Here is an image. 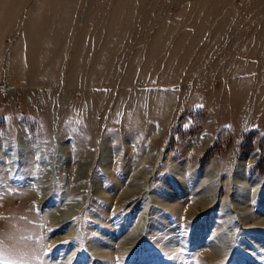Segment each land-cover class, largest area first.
Wrapping results in <instances>:
<instances>
[{
  "label": "rangeland",
  "instance_id": "obj_1",
  "mask_svg": "<svg viewBox=\"0 0 264 264\" xmlns=\"http://www.w3.org/2000/svg\"><path fill=\"white\" fill-rule=\"evenodd\" d=\"M0 264H264V0H0Z\"/></svg>",
  "mask_w": 264,
  "mask_h": 264
},
{
  "label": "bare ground",
  "instance_id": "obj_2",
  "mask_svg": "<svg viewBox=\"0 0 264 264\" xmlns=\"http://www.w3.org/2000/svg\"><path fill=\"white\" fill-rule=\"evenodd\" d=\"M54 173V172H53ZM54 177V175L52 174V178ZM48 190H51V188L48 186L47 187ZM146 223V217L144 216L143 219H142V222H141V228L143 229V225H145Z\"/></svg>",
  "mask_w": 264,
  "mask_h": 264
}]
</instances>
